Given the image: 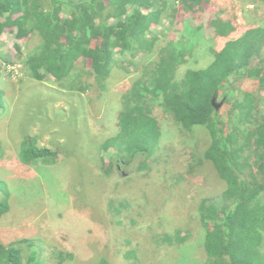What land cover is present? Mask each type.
<instances>
[{"label": "trees", "instance_id": "trees-1", "mask_svg": "<svg viewBox=\"0 0 264 264\" xmlns=\"http://www.w3.org/2000/svg\"><path fill=\"white\" fill-rule=\"evenodd\" d=\"M217 6L215 0H0V36L5 31L18 39L37 34V49L24 55L15 44L14 58L24 64L28 78L55 81L66 90L86 91L96 84L103 89L114 68L134 75L121 96L117 132L103 141L101 152L118 146L121 158L143 154L140 167H147L162 145L156 107L179 131L205 127L210 143L204 161L212 164L225 187L197 202L205 254L200 264H264V113L255 90L232 83L257 79L258 90L264 89V25L246 28L220 49L210 48L213 59L207 66L187 68L177 77L202 35L206 40L208 31L228 37L236 29V16H222ZM189 28L193 35L184 33ZM82 74L89 82L82 83ZM216 91L223 92V104L230 105L226 118L212 104ZM58 150L39 146L36 137L27 136L18 157L27 165L49 163L58 158ZM102 161L97 171L109 175L120 160L104 154ZM0 189L1 217L10 205L2 180ZM192 232L177 226L153 241L156 246L181 247ZM32 246L27 239L0 242V264H63L75 258L72 252L56 250L40 263L43 255ZM137 255L134 248L124 254ZM97 264L110 261L102 258Z\"/></svg>", "mask_w": 264, "mask_h": 264}, {"label": "rangeland", "instance_id": "rangeland-1", "mask_svg": "<svg viewBox=\"0 0 264 264\" xmlns=\"http://www.w3.org/2000/svg\"><path fill=\"white\" fill-rule=\"evenodd\" d=\"M215 1L223 9L222 16H236V29L228 37L208 31L206 40L202 35L177 77L187 68L207 66L213 59L210 48L220 49L246 28L264 25L262 0ZM184 33L193 35L194 31L189 28ZM38 43L37 34L18 39L14 32L5 31L0 36V180L7 185L10 205L0 217V242L27 239L43 255L40 263L56 250L75 254L63 264H97L102 258L110 264L202 263L203 227L196 216L197 202L225 187L212 164L204 161L210 143L207 129L195 126L191 131H179L156 107L162 145L147 167H140L146 159L143 154L129 160L118 155V146L99 151L103 141L117 132L121 96L134 75L114 68L105 88L96 84L86 91L66 90L55 81H36L26 76L24 64L14 57L15 44L27 55ZM87 77L81 75L82 83L89 82ZM232 83L255 90L264 113V89L258 90L257 79ZM222 99L223 92L216 102ZM229 107L223 103L219 107L223 118ZM27 136L36 137L39 146L59 148L58 158L49 163L21 162L18 150ZM104 154L120 160L109 175L97 171L102 170ZM200 160L202 164L197 165ZM0 194L3 196L1 189ZM177 226L193 230L185 245L154 244L153 238ZM130 248L137 251L136 258L124 256Z\"/></svg>", "mask_w": 264, "mask_h": 264}, {"label": "water", "instance_id": "water-1", "mask_svg": "<svg viewBox=\"0 0 264 264\" xmlns=\"http://www.w3.org/2000/svg\"><path fill=\"white\" fill-rule=\"evenodd\" d=\"M217 96H218V92L216 91V92L214 93L213 97H212V104H213V106H214L216 109H218V108L222 105V103H223V101H224V99H223V100H221V101H219V102H216Z\"/></svg>", "mask_w": 264, "mask_h": 264}, {"label": "flooded vegetation", "instance_id": "flooded-vegetation-1", "mask_svg": "<svg viewBox=\"0 0 264 264\" xmlns=\"http://www.w3.org/2000/svg\"><path fill=\"white\" fill-rule=\"evenodd\" d=\"M119 165V164H118ZM118 168H119V166H118Z\"/></svg>", "mask_w": 264, "mask_h": 264}]
</instances>
